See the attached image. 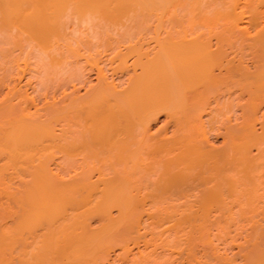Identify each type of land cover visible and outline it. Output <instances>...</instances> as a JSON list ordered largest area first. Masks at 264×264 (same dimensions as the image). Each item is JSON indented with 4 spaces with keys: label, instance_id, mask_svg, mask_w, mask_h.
<instances>
[{
    "label": "bare ground",
    "instance_id": "obj_1",
    "mask_svg": "<svg viewBox=\"0 0 264 264\" xmlns=\"http://www.w3.org/2000/svg\"><path fill=\"white\" fill-rule=\"evenodd\" d=\"M68 7L71 8L72 16L75 17L76 15L79 18L78 22L86 20V18L83 19L86 16L89 23L93 21L94 23L91 22L93 23L92 28L95 30H98L96 26L104 24L103 21H107L106 23L113 22L114 25L118 22L116 27L119 29H116L117 31L123 28L125 23V31L121 30L123 33L118 31L120 34L115 32L116 35L119 34L116 36L118 39L112 35L111 39L108 33L111 30L114 32L116 27L113 24L114 28L108 30V33L103 31L105 35L101 34V30L109 29L106 28L107 24L105 27L103 25L102 28L100 27L101 30H98L100 34L97 31L100 36L93 30V34L89 35L90 37L96 34L94 36L100 38L93 39L101 40L103 38V44L97 41L100 45L102 44L101 49L104 51V54L101 52L100 56L95 54V51H101L99 44L96 47L89 36L90 41L94 44L91 46V42L89 43L93 48V55L89 54L88 51L91 50L86 48L89 47L87 44H83L86 47L81 50L86 51L82 54V51L77 49L79 42L75 47L71 45L72 42L69 44L64 41L63 45L66 44L65 49L63 45V48H60V42H58L60 51L55 52L51 44L60 41L56 40L54 36H59L64 31L61 32V29L64 28L63 22L67 19L66 17H70ZM173 9H178V11L175 10L174 12ZM66 11L68 12L65 14ZM170 11L172 14L167 16L166 14H170ZM65 15L67 16L63 17ZM150 16H155V19L154 17L150 19ZM0 17L1 23L4 21L8 26L15 25L19 27L20 31H17L19 34L17 37L22 36L20 33L26 34V38H23L24 36L20 37V41H25L28 45L29 41L30 43L35 41L37 45L33 44L35 45L33 53L38 48L39 52L45 55L43 48L49 49V46H52L50 47L51 51L45 49L46 52L51 53L48 54L49 57L45 55L44 58L42 54V59L50 58V60H47L51 63L60 64L68 59V56H71L79 67L80 62L78 60L80 59L78 58L82 56L86 65L88 63V67L91 65L97 67V76H95L97 80L95 83L90 84L83 94L79 95L72 84L76 90L73 87L72 89L77 91V94L72 92L73 90L69 93L63 89L64 93L62 91L61 101L59 100L58 103L55 102L57 100L47 103L44 101V105L40 106L39 104V108H35L33 111H30L29 106L35 103L37 95L34 96L33 101V95L29 97L27 91H19L21 88L18 89V86L16 88L14 82L12 83L15 87L10 84L11 88H9L10 86L6 85L9 89L7 88L3 99L0 101L1 187L4 184L2 193L0 190V198H4L0 200V264H99L98 261L103 259L105 261V257L106 261L109 260L107 259L109 252H106L109 248L113 249L116 245H121V249L128 253L130 250L128 251L129 248L127 247L130 245L127 241L131 240L134 243L133 245L136 243L137 246L140 238L141 242L146 243H148L147 241L151 243L150 240L157 241V238L162 239L170 249L167 248L166 252L162 249L163 252L161 251V253L163 254L157 252V254L162 255L160 258H157L160 255L156 257L160 259L157 261L154 258L157 254L150 253L151 251L145 253L144 245L142 246L144 247L143 254L138 253V257H135L137 254L135 255L133 252L134 255H131L133 264H183V261L184 263L187 261L186 264H210V260H214L215 263L213 264H220V262L222 264H232L236 262L234 258L237 254L243 259L241 264H264V240H262V237H264V223H261L259 217L254 219L260 215L257 214L259 212L261 218L264 219V206H262L264 205V201H262V198H264L262 197V194H264L262 193V190H264L262 187L264 186L257 184L261 179V174H264L257 173L259 167L264 168L259 166L260 161L259 163L257 161L264 158V148H262L264 144H261L264 141L261 142V136L253 131L255 130L253 129V121L255 118L258 119V115H256L258 112L256 113V111L260 107L259 103H261L260 101L264 103V93H262L264 92L262 91L264 90V25H261L264 24L262 22L264 21V0H0ZM121 18H123L122 20H128L129 18L131 23L126 25L124 21L120 25ZM94 19L97 20L94 21ZM150 20H153V22L150 23ZM83 23L82 21L81 24ZM108 24L112 26L110 23ZM10 27L6 29L9 30ZM134 27L140 33L137 36H135L138 33L137 29L136 33L132 34V28ZM2 29L0 30V36H2ZM9 31L14 34L11 29ZM124 32H126L127 38L133 35L131 38L135 36L136 38L142 37V39H145V35H148L147 40L154 39L153 41L156 43L154 45L156 46L152 47V52H149V47L143 44L145 41L141 39L143 42L138 41V44L130 42L125 46L123 45V50H120L121 48L118 49V47L122 43L121 41V44L117 43V40L121 39ZM10 33L7 32L5 35L8 36ZM64 34L62 33V36ZM120 35L122 36L120 37ZM9 37L13 38L12 43H16L18 40L12 35H9ZM52 37L53 42L50 43ZM74 38L76 39V37ZM58 39L61 38L58 37ZM79 39L80 41L83 40ZM110 39L117 41V45L114 41L113 45ZM123 39L125 40V38L122 37V42ZM130 39L128 40L132 41ZM212 39L215 41L214 48H212L214 45L211 46ZM3 41H7L6 38H3ZM20 41H18L19 44H21ZM67 41L70 42L71 40L68 39ZM6 44L10 46V41ZM16 44L18 45V43ZM17 45L11 44L10 49H7L9 46H6L5 50H0L1 56H7V59L3 58L8 61V64L11 62L9 65L11 67L7 64L5 68L13 70V61L17 56L15 57L14 52L11 54L14 51L11 48ZM141 45H145L144 49L147 51ZM94 46L96 47L95 50ZM116 46H118L117 49ZM245 48L250 50V54L258 62L257 65L253 63V66H256V68L253 67L254 71H251L249 67L247 69L243 67L241 65L242 61H240L241 58L238 60L235 54L233 58H237V62H234L236 60L233 58L226 57L229 49L242 54ZM61 49H64L66 53L63 50L65 54L61 52ZM108 50H110L109 53ZM248 51L246 50V53ZM128 54L133 57L131 63L129 62L132 73H128L127 78L125 77V83H122L123 85L119 80L120 86H122L117 87L119 85L118 81H115L114 84L106 80L108 78L104 74L103 65L106 64V68L109 63L114 64L111 62L116 61V65L113 66L119 70L122 69L121 73H123L129 67L128 61H126ZM101 56L105 60L101 59ZM252 56L250 57L252 58ZM41 57H37L38 60ZM99 58L106 63L101 62L103 65L101 63L99 65ZM23 59L25 58L23 57ZM67 62L63 64L66 65ZM47 63L42 64L45 67ZM75 63L71 65L73 66ZM73 67L76 69L73 68L70 73H77L76 75L79 74L80 76V73L76 71L78 67ZM136 68H138V71ZM214 68L218 69L216 70L219 71L218 74L214 73L216 72L213 71ZM68 69L70 70L71 67H68ZM107 69L110 70L108 67ZM4 70L6 69L3 68L0 83L5 82L6 79H3V77L6 78V75L13 73L17 70V67L11 73L7 71L8 74ZM125 74L127 75V71ZM68 76L64 78H68ZM11 77L14 79V74ZM79 78L76 79L79 80ZM7 79H10V77ZM68 80L66 79V83L69 82ZM47 82L42 83L48 84ZM241 82L243 85L247 84L250 88V91L247 90L248 92L244 89L247 93L250 92L249 99L246 100L247 106L244 107V111L242 110L245 116V118L243 117L244 122H241L242 127L238 123V129L237 126H224L222 122L218 121L220 125L222 124L226 128L227 138L224 137L226 138V141L224 139L225 146L216 149L217 146H214V148L212 146L214 143L211 145L212 141L209 142L210 139L208 141V136H210L208 133L212 134L213 129L217 130L219 125H216V128L210 122L212 120L215 122L216 119L210 120V118H214L215 114L220 113L221 107H218L220 102H215V100H213L215 103L214 108L211 106L213 102L208 106L209 95L212 97L211 95L215 94L212 92L217 91L218 88L221 90V87H224H219L220 84L227 85L224 89L227 88L225 90L230 92V84L232 91L234 86V88L238 86L235 84ZM63 83L62 86L66 84ZM59 84L61 83L57 85ZM55 88L58 87L54 86L52 90L54 91ZM242 88L244 87L240 89ZM220 90L217 91L219 97L216 93L214 98L215 96L221 98L222 93H219ZM242 90L239 92H244ZM179 91H182L185 100L178 99L180 96ZM186 91L191 94V96H188L190 101L185 96L188 93ZM232 92L234 93V90ZM232 96L230 94V97ZM187 99L189 102H186ZM232 99H229L231 101L228 103H231ZM44 100L48 101L47 99ZM226 100H228V97L224 101L228 105ZM232 105V103L229 104L231 107L228 108L229 111L232 110ZM210 106L213 110L211 113L215 112L214 110L217 108L214 115L211 116L210 114L211 117L208 115L211 109H208ZM257 106L259 107L257 108ZM228 109H225L226 112L221 110V114H226ZM159 112H163L166 119L161 127L158 128L156 125L155 132H151V122ZM206 113L209 117L207 116L208 119L205 118L204 120L202 114L205 117ZM227 114L225 118L230 115ZM235 115L232 116L235 117ZM262 119H264V116H262ZM229 120L231 121V118ZM223 126L218 128V132H222V130L224 132ZM168 130H170L169 134H167ZM240 130L243 135H246V139L243 143L236 145L235 137H238V134L239 136L242 135ZM219 133L218 135H220ZM250 142V145L253 146V143H257L254 146L260 147H258L255 156L249 154L250 147L247 146H250ZM56 152H59L60 155L58 156ZM56 160V165L59 167L55 166V168H60L58 169V171L60 170L59 173L55 168L56 172L53 171L54 169L51 170L49 166L51 162L53 164ZM261 169L259 171L264 172V169ZM258 188L259 191L262 188L261 192L258 191ZM190 194L191 197L193 195V197L199 196L198 198L202 199L201 201L205 200L206 197V199H210L211 196L214 197V203L211 201L212 206L214 208L219 206L220 210L227 203L228 205H230L229 203H235L241 207L244 205L243 211L247 207L251 208L252 211H249L248 218H244L246 215L240 217L241 222L245 221V224H241L244 226L243 230L247 225L248 229L257 234L252 237L249 246H246L248 244L241 246L235 257H233L235 254V252L232 253L233 251H231L232 255L230 256V253H225L226 250L222 252L223 255L222 253L219 254L217 251L219 245L216 247L217 244L214 243L212 238H217L221 234L215 230L223 233L225 230L229 232L235 229L236 224L239 226L241 223L240 221V223H237L239 219L233 218L232 213V216H230V211H233L230 209L234 208L235 210L238 205L235 206L234 204L235 207H231L230 211H227L229 213L227 218L224 216L222 220L221 217L218 218L221 214L213 217L209 216L211 212L208 211V208L206 212L204 210H201L203 212L200 213L193 211V208H198L195 207L197 201L200 202L197 197L194 198V200L197 199L196 205L195 201L193 203L188 201L189 203L183 204L180 202V205L183 206H180V208L178 203L180 200L178 202L176 200L181 197L187 198L188 195V198H190ZM145 198L148 199L146 201L148 205L144 202ZM160 198H167L165 200L170 202L164 201V205L159 204ZM3 200H6V202ZM259 200L261 201L260 207L258 206ZM191 204L195 206L192 207ZM257 206L258 209H256ZM150 207L152 209L155 207V209L149 211ZM112 208L116 209L114 215L112 214L114 210L111 212ZM253 210L255 212L260 210L256 213L257 216ZM237 212L235 211V213ZM252 212L255 216L250 214ZM244 213H247V211ZM92 214L98 216L95 219L99 221V224L95 227L92 225L93 228H90L88 219L91 220L89 217ZM143 216L154 218L151 223L155 224V229L151 231L152 228H150L148 231L150 235L145 237L148 238L147 240L143 237L142 230L139 232V229L143 227ZM215 217L216 219H214ZM146 218L145 221L149 222V218ZM164 222H168L170 226L162 227L161 231V227H159L155 232L156 226H162ZM144 223L143 225H145ZM166 224L164 223L163 226H166ZM148 225L150 226V222L147 224V228ZM146 227L145 229H147ZM230 227L231 230L227 231ZM211 228L216 232L214 233L215 236L211 235ZM165 232L167 233L164 234ZM223 234L226 235L225 232ZM245 234L248 235L246 232ZM113 243L117 244L113 246ZM175 250H178L179 254ZM170 251H174L178 254L177 256L185 253L184 260L180 261L182 258L179 256L177 258L180 259L177 263L172 259L173 252ZM106 253L108 254L106 255ZM118 253L119 256L120 254L123 255V252ZM130 253L132 252L130 251ZM165 253L167 255L163 256ZM124 256L120 257L123 258ZM198 257L200 258L198 259ZM201 257L206 260L202 261ZM127 262H131V260Z\"/></svg>",
    "mask_w": 264,
    "mask_h": 264
},
{
    "label": "rangeland",
    "instance_id": "obj_2",
    "mask_svg": "<svg viewBox=\"0 0 264 264\" xmlns=\"http://www.w3.org/2000/svg\"><path fill=\"white\" fill-rule=\"evenodd\" d=\"M67 10L69 11V14H68V15H69L70 17H66L67 15L63 16V17H66L67 19L64 20V19L62 18L65 22H63V23H64V26H63L64 28L61 29V32H62V30H64V31H65V34H64V31H63V32H62V33L64 34L63 36H62V33H61V35H59V36L56 35L57 37L54 36V38H56V40H60V41H57L56 44H55V43H54V44H51V45H53V48H52V49H54L55 52H56V51H60V50L58 49V47H59L58 42H60V48H63V47H64V49L66 48V47H65L66 44H65V46L63 45V44H64V41H65V43H69V44L72 42V43H73V44H71L72 46L77 45L78 42H79L78 46H79V47H83V48H79V47L75 46V47H77V49H80V50L82 49V50H83V49H85L84 47H86V46H84V45L87 44V45H89L90 48H89V47H86V48L89 49V50H91L92 53H91V51H88V50H87V51L90 52L89 54H92V55H93V52H94V51L92 50L93 48H91V46L95 44L96 47H97L98 44H99V42H97V41H100L101 43L103 42V40H102L103 38L101 39L102 41H101V40H97L98 37L100 36V35H99V34H100V33H99L100 31H98V30H101L100 27H101L102 25L105 27V25L107 24L108 26L106 25V28H109V29H102L101 31H102V32L104 31L105 33H108V32L110 31V29H113V28H114V27H113V25H114L113 22H112V23H111V22H108V23H110V25L113 24L112 26H109V24L106 23L107 21H106V22L103 21L102 23H104V24H99V26H96V27H97L96 29H98V30H95L94 28H92V24H93L94 22H93V21H90V23H89V21H88V19H87V18H88L87 16L83 18V19L86 18V20H81V19H80L81 22H78V19H79V18H78L76 15H75V17L72 16L73 14H71V13H72L71 8L68 7ZM175 10H176V9H175ZM175 10L173 9L174 12H175ZM68 11H66L65 14H66ZM171 11H172V10H171ZM171 11L169 12L170 14H166V15H167V16L171 15V14H172ZM173 11H172V12H173ZM176 11H178V9H177ZM71 16H72V17H71ZM153 17H154V19H155V16H150L149 18H150V19H151V18L153 19ZM0 18H1V17H0ZM71 18H72V21H71ZM74 18H76V19L74 20ZM122 19H123V18H121V22H120V20H119L120 25L123 24L124 21L126 22V25H128V23H129V24L131 23V21L129 20V18H128V20H125L126 17H125L124 20H122ZM2 20H4V19H2ZM2 20H1V21H2ZM68 20H69V21H68ZM89 20H91V19H89ZM95 20H97V19H94V21H95ZM82 21L84 22L83 24H81ZM122 21H123V22H122ZM127 21H128V22H127ZM151 21L153 22V20H150V23H152ZM72 22H73V23H72ZM75 22H76L77 24H76ZM91 22H93V23H91ZM100 22H101V21H100ZM148 22H149V21H148ZM262 22H264V21H262ZM262 22L260 21V24H261ZM74 23H75V25L73 26ZM79 23H80V24H79ZM1 24H3V25H1ZM4 24H5L4 21H3V23L0 22V25H1V26H0V27H1L0 30H1L3 27L6 29V28H9V27L11 26L10 29H11L12 33H14V34H11V33H10V31H9L10 29H9V30H8V29H6V30H5V29H4V30L2 29V36H3V37L0 36V37H1V38H0V39H1V40H0V50H5V49L9 46V44H8V46H7V44H6V43H9V41H10V46H9V48H7V49H10L11 44H13V45H17L16 43H18L19 46L17 45V46H13V47L11 48V50H12V49L14 50V51L11 52V54L14 52L13 54L15 55V57L17 56L16 59L13 61V62H14L13 65H14V66L12 65V66H13V67H12L13 70H15L16 67H17V70H15V71H13V70H11V69H8V68H5V65L8 64V61H6L7 56H6V55H4V56H1V55H0V72H1V73H0V74H1L0 77H1L2 74H3V73H2V72H3V68L6 69V70H4L5 73H6L7 71H10V73H11V71H13V73L9 74L10 76H9V75H6V78L3 77V79H6L7 81L4 80L5 82L2 81V83H0V84H2V85H1L2 88H1V91H0V94H1V95H0V101H1V100L3 99V97H4V92L7 91V88H8V87H6V85H7V86H10V84H11V85H14V84H15V85H16V88H17V86H18V89L21 88L19 91H21V90H23L22 92H26V91H27L29 97H32V95H33V97H32V98H33V101H34V99H35L34 96H35V95L38 96V97L36 96L37 99H35V103L32 104V103H33V102H32V103H31L32 105L29 106L30 109H31V110H30V109H29V110H30V111H33L35 108H39V107H38L39 104H40V106H42V104H43L44 101H45V103H47V102H49V101L54 102L55 100H57V101H55V102H57V103H58L59 100L61 101L62 94L64 93L63 89H65V92H69V93H71L70 91H72L73 89L76 88L78 92L75 91L76 89L73 90L72 92H75V93L77 92V93L80 95V94H83V93L88 89V87L90 86V84L95 83V81L97 80V77H95V76H97V73H96V72H97V67H96L95 65H94V67H92L93 65L90 66V64H89L90 67H88V63H87V65H86V63L84 62V61H85V60H84V57H82V56L80 57V56H79L78 59H80V60L77 59V60L80 62V64H79V62H78V64L80 65L79 67L77 66V63H75V61H73L74 58H71V56H68V57H67L68 59H66V60L64 61V62H67V61H68L67 63H68L69 65H68L67 63H66V65H64V64H65L64 62H62V63H60V64H56V63L53 64V63H51V62L49 61L50 58L42 59L43 56L41 57V55H42L43 53L41 54V53L39 52L40 50H38V48L35 49V53H33V51H34V46H35V45H33V44H36L35 41H33V42L31 41L32 45H31V43H30V41H29L28 43H29L30 46L27 44V42L25 43V41H22V40L20 41V39H21L23 36H24L23 38H26V34H21V33H20V35H22V36H20L21 38H20V37H17V35H19L17 31H20L19 27L15 26V25H14V26H12V25L8 26V25H6V24L4 25ZM66 25H67V26H66ZM79 25H80V26H79ZM90 25H91V26H90ZM117 25H118V22H117V24L115 23L114 26L116 27ZM124 25H125V23H124ZM124 25H123V28L120 27L121 29L118 30L119 32H120L121 30H124V31H125V26H124ZM261 25H264V24H261ZM7 26H8V27H7ZM65 26L67 27V29H66ZM104 27H103V28H104ZM17 28H18V30H17ZM74 28H75V29H74ZM76 28H77V29H76ZM91 28H92V29H91ZM101 28H102V27H101ZM13 29H14V30H13ZM68 29H69V30H68ZM78 29H79V30H78ZM90 29H91V30H90ZM116 29H119V28L116 27V28H114V32H113V30H111V32L108 33V35L110 36L111 39H112L111 35L116 37V36H118V35L120 34ZM132 29H133V30H132L133 32H134V29H135V32H134V33L132 32V34L134 35V34L136 33V29H137V28L134 27V28H132ZM143 29H144V28H143ZM7 30H8V31H7ZM72 30H73V31H72ZM93 30L96 31V32H95L96 34L99 33V34H98V35H99L98 37H97V36H94V35H96V34L92 35L93 37H92V36H91V37L89 36V35L93 34V33H92ZM108 30H109V31H108ZM140 30H141V29H140ZM145 30H146V29H145ZM4 31L9 32V33H10L9 35H10V36L12 35L15 39L18 38L17 42H16V43H12L11 40H12L13 38L9 37V35L6 36L5 34H6L7 32H6V33H3ZM90 31H91V32H90ZM97 31H98V33H97ZM107 31H108V32H107ZM138 31H139V30L137 29V32H138ZM143 31H144V30H143ZM68 32H69V36H70V37L68 36ZM71 32H72V33H71ZM102 32H101V34L103 35L104 32H103V33H102ZM112 32H113V33H112ZM115 32H116V33H119V34L116 35ZM121 32H122V31H121ZM23 33H24V32H23ZM78 33H79V34H78ZM114 33H115V34H114ZM122 33H123V32H122ZM122 33H121V34H122ZM141 33H143V32L141 31ZM73 34H75V36H73ZM125 34H126V32H124L123 36L120 35V37L122 36V37L125 38V40L123 39V42H122V40H121L122 37H121V39L117 40L118 42L116 41L117 43H120V41H121V43H122V44L120 43L121 45L119 44V45H120L119 47L116 46V47H115L116 49H117V47H118V49L121 48L120 50H123L124 46L127 45L128 43H130V42H131V43H132V42L135 43V42H136V44H138L137 42H138V41L141 42L142 40L145 41V43H143V44H145L147 47H149V49L147 48L149 52H152V47L156 46V45H154V44H156V43L153 41L154 39H153V40H152V39H151V40L148 39V40H150V41L147 40V38H149V37H147L148 35H145V39H144V38L142 39V37H141V38L138 37V38H139V39H138V38H136L135 36H137L138 34H140L139 32H138L137 34H135V36H134L133 38H131V36H133V35H130V36H128V38H127V34H126V35H125ZM143 34H144V33H143ZM0 35H1V31H0ZM14 35H15V36H14ZM81 35H82V37H81ZM102 35H101V36H102ZM104 35H105V34H104ZM124 35H125L126 37H125ZM60 36H61V37H60ZM88 36H89L90 38H92L91 41H93L94 44H92V42L90 41V38H89ZM8 37H9V38H8ZM58 37L61 38V39L63 40V43H62V44H61V41H62V40H61V39H58ZM64 37H65V38H64ZM67 37H69L68 39L71 40L70 42L67 41V40H68V39H66ZM74 37H76V39H75ZM115 37H113V38H115ZM146 37H147V38H146ZM3 38H6V40H7V41H5L6 43L3 41ZM10 38H11V39H10ZM70 38H71V39H70ZM79 38H81V40H82V39H83V40L80 41ZM93 38H97V39H93ZM99 38H100V37H99ZM130 38H131V39H130ZM8 39H10V40H8ZM28 39H29V38H28ZM77 39H78L79 41H78ZM86 39H87V41H86ZM88 39H89V40H88ZM111 39H110V40H111ZM116 39H118V37H116ZM128 39H130V40H132V41H129ZM136 39H137V41H136ZM141 39H142V40H141ZM4 40H5V39H4ZM23 40H25V39H23ZM52 40H53V37L51 38L50 43L53 42ZM54 40H55V39H54ZM56 40H55V42H56ZM75 40H76V41H75ZM94 40H95V41H94ZM127 40H128V41H127ZM18 41H20L21 44H19ZM73 41H74V42H73ZM84 41H85L86 43H85ZM88 41H89V42H88ZM113 41L115 42V40H113ZM113 41L111 40V42H112L113 45H114V42H113ZM124 41H125V42H124ZM143 41H142V42H143ZM3 42H4V45H3ZM22 42H23L24 44H23ZM83 42H84V43H83ZM87 42H88V43H87ZM90 42H91V43H90ZM116 42H115V44H116ZM126 42H127V43H126ZM146 42H147L148 45L146 44ZM152 42H153V43H152ZM214 42H215L214 39H212V40H211V46L214 45L212 48L215 47V43H214ZM50 43H49V44H50ZM89 43L91 44V46H90ZM212 43H214V44H212ZM1 44H2V46H1ZM22 44H23V45H22ZM83 44H84V45H83ZM102 44H103V43H102ZM102 44H101V45H102ZM143 44H142V45H143ZM36 45H37V44H36ZM54 45H55V47H54ZM62 45H63V47H62ZM81 45H82V46H81ZM101 45L99 44L100 49L102 48ZM116 45H117V44H116ZM123 45H124V46H123ZM142 45H141V46H142ZM145 45H144V46H145ZM149 45H151V46H149ZM6 46H7V47H6ZM28 46H29V48H28ZM31 46H32V47H31ZM67 46H68V44H67ZM121 46H123V47H121ZM144 46H142L143 49H144ZM2 47H3V48H2ZM4 47H5V48H4ZM18 47H19V50H18ZM20 47H21V48H20ZM37 47H38V46H37ZM50 47H52V46H49V49H48V48H43L44 51L42 50V51L45 53V55H47L46 57H49L48 54L50 53L49 51H51V50H50V49H51ZM94 47H95V46H94ZM96 47L94 48V50L96 49ZM150 47H151V49H150ZM40 48H42V47H40ZM145 48H146V47H145ZM31 49H32V50H31ZM45 49H46V50H49V51L46 52ZM55 49H56V50H55ZM64 49H61V52H63V51L65 52ZM116 49H115V50H116ZM30 50H31L32 53L29 52ZM36 50H38V51H36ZM62 50H63V51H62ZM82 50H81V51H82ZM97 50H98V49H97ZM144 50L147 51L146 49H144ZM150 50H151V51H150ZM246 50L248 51L249 49L245 48V49H244V52H243L242 54H239V53H237L236 51H233V50L230 51V49H229V53L226 54V57H228V58H233V57L236 56V57H238V60H239V58H241V60H240V61H242V62H241V65H242L243 67H245L246 69L249 67V69H250L251 71H254L255 69H254L253 67L256 68V66H253V65H254L253 63H255V65H257L256 63H258V62L255 61L256 59L253 58L252 54H250V50L247 52L248 54L246 53ZM9 51H10V50H9ZM52 51H53V50H52ZM54 51H53V52H54ZM85 51H86V50H85ZM85 51H82L81 53L83 54V52H85ZM20 52H21V53H20ZM55 52H54V53H55ZM64 52H63V53H64ZM97 52H99V53H97ZM101 52H103V54H104V51H103L102 49H101V51H99V50H98V51H95V54H97V55L100 56V55H101ZM109 52H110V50H108V53H109ZM232 52H233V53H232ZM54 53H53V54H54ZM57 53H58V52H57ZM65 53H66V52H65ZM65 53H64V54H65ZM112 53H113V52H112ZM112 53H111V54H112ZM0 54H1V53H0ZM3 54H5V53H3ZM24 54H25V55H24ZM26 54H27V55H26ZM36 54H37L38 56H35ZM50 54H51V53H50ZM55 54H56V53H55ZM84 54H85V53H84ZM103 54H102V56H104ZM229 54H230V55H233V56L231 57ZM234 54H235V56H234ZM236 54H237V55H236ZM249 54H250V55H249ZM14 55H13V56H14ZM23 55H24V56H23ZM43 55H44V54H43ZM45 55H44V58H45ZM86 55H88V54H86ZM97 55H95V56L97 57ZM228 55H229V56H228ZM239 55H240V57H239ZM243 55H244V56H243ZM248 55H249V56H248ZM5 56H6V57H5ZM102 56H101V57H102ZM127 56H128V57H126V59H127L126 61H128V64H129V65H128L129 67H128L127 69H125V70L127 71V75L125 74L126 71L123 72V73H121V72H122V69L119 70L118 68H116L115 66H113V65H116V64H115L116 61H115V62L112 61L111 63H114V64H110V63H109V65H107L106 68H105V65H106V64H105V65H103V64L106 63V62H105V61H101V59H104V58H103V57H102V58L100 57L101 59L99 58V59H100V60H99V61H100V62H99V65L102 64L101 62H103L102 65L104 66V74H105V76L108 78V79H106L107 81H111V82H113V83H114L115 81H118V83H119V80H120V83H121V84H122V83H125L124 81L126 80V78H127V76H128V73H129V72H130V74L132 73V69H131V67H130V63H131V60H132L133 57H132L131 54H130V55L128 54ZM246 56H247V57H246ZM250 56H252V58H251ZM3 57L6 58V59H4ZM19 57H20V58H19ZM23 57L26 59V61H25V59H23ZM30 57H31V59H30ZM32 57H34V58H32ZM37 57H38V58L41 57V58L39 59L40 61L38 60ZM104 57H105V56H104ZM1 58H2V59H1ZM69 58H71V59H69ZM246 58H247V59H246ZM35 59H37V60H35ZM41 59H42L43 61H42ZM47 59H49V60H47ZM128 59H129V60H128ZM233 59H234V58H233ZM236 59H237V58H236ZM236 59H234V60H236ZM251 59H253V60H251ZM254 59H255V60H254ZM17 60H18V61H17ZM69 60H70V61H69ZM104 60H105V59H104ZM32 61H33L34 63H33ZM38 61L40 62L39 64H38ZM71 61H72V62H71ZM82 61H83V62H82ZM251 61H252V62H251ZM253 61H255V62H253ZM2 62H3V63H2ZM23 62H24V63H23ZM26 62H27V63H26ZM47 62H48V63H47ZM109 62H110V61H109ZM129 62H130V63H129ZM234 62H237V60L234 61ZM243 62H244L245 64H244ZM42 63H44V64L47 63V64H46L45 67H44V66H43L44 64H42ZM63 63H64V64H63ZM73 63H75L73 66H76V67L80 68V69L77 68L76 71H77L78 73H80V76H79V74H78V76H79L81 79H83L84 81L81 80V79L76 75L77 73H76V74L70 73L71 70L73 71V68L76 69L75 67H73V66L71 65V64H73ZM100 63H101V64H100ZM107 63H108V61H107ZM2 64L4 65V67H3ZM10 64H11V62H10ZM10 64H8V66H9ZM52 64H53V67H52ZM61 64H62V65H61ZM81 64H82V65H81ZM16 65H17V66H16ZM18 65H19V67H18ZM55 65H56V66H55ZM83 65H84V66H83ZM58 66H59V67H58ZM109 66H110V67H109ZM6 67H7V66H6ZM9 67H11V66H9ZM49 67H50V68H49ZM55 67H58V68H55ZM63 67H65L66 69H68V67H71V69H70V70H69V69L66 70V69L63 68ZM84 67H87V68H84ZM107 67L110 68V70L107 69ZM112 67H114V68L112 69ZM82 68H84V69H82ZM115 68H116V70H114ZM251 68H252V69H251ZM60 69H61V70H60ZM62 69H63V70H62ZM89 69H90V70H89ZM95 69H96V70H95ZM128 69H129V70H128ZM136 69H137V71H138V68H136ZM249 69H248V70H249ZM81 70H84V71H81ZM92 70H93V71H92ZM113 70L115 71V73H114ZM118 70H119L120 72H119ZM130 70H131V71H130ZM214 70L216 71V70H218V69L214 68L213 71H214ZM222 70H223V69H222ZM250 70H249V71H250ZM58 71H59V72H58ZM68 71H69V72H68ZM80 71H81V72H80ZM106 71H107V75H106ZM116 71H117V72H116ZM123 71H124V70H123ZM15 72H16V73H15ZM41 72H42V74H41ZM83 72H84V73H83ZM118 72H119V73H118ZM218 72H219V71H218ZM218 72L216 71V72H214V73H217V74H218ZM8 73H9V72H8ZM8 73H6V74H8ZM17 73H18V74H17ZM44 73H45V74L47 73V74L45 75ZM69 73H70V74H69ZM74 73H75V72H74ZM12 74H14V76H15L14 79L11 77ZM15 74H16V75H15ZM40 74H41V75H40ZM43 74H44V77L46 76L45 78H47L46 81H44L45 78L42 76ZM68 74H69V76H68ZM72 74H73V75H72ZM81 74H83V75H81ZM85 74H86V75H85ZM111 74H112V75H111ZM121 74H122V75H121ZM52 75H53V76L55 75V76L53 77ZM71 75H72L73 77H72ZM74 75H76V76L74 77ZM124 75H126V76H124ZM3 76H4V75H3ZM7 76H9L10 79H7V78H9V77H7ZM51 76H52L53 78H52ZM62 76H63V78L66 77V76H68V78H64V80H62V79H63ZM86 76H87V77H86ZM89 76H90V77H89ZM118 76H119V77H118ZM42 77H43V78H42ZM48 77H49V79H48ZM56 77H57V78H56ZM58 77H59V78H58ZM123 77H124V78H123ZM125 77H126V78H125ZM55 78H56V79H55ZM73 78H75V79H76V78H79V80H78V79H76V80L74 79V80H73ZM120 78H122V79H120ZM11 79H12V80H11ZM16 79H17V80H16ZM42 79H43V80H42ZM52 79H54V80H52ZM66 79H69V80H68V81H69L68 83H66ZM115 79H116V80H115ZM123 79H124V80H123ZM9 80H10V81H9ZM13 80H14V81H13ZM39 80H40V82H39ZM47 81H49V82H47ZM50 81H52V83H50ZM70 81H71V83H70ZM90 81H91V82H90ZM7 82H8L9 85L7 84ZM10 82H11V83H10ZM12 82H14V84H13ZM16 82H17V84H16ZM24 82H26V83L24 84ZM38 82H39V83H38ZM42 82H47L49 85H48V84H45V83H42ZM63 82L66 83L67 85L65 84L64 86H62V83H63ZM79 82H80V83H79ZM84 82H85V83H84ZM3 83H4V84H3ZM21 83H22V84H21ZM55 83H56V84H55ZM58 83H61V84L57 85ZM64 83H63V84H64ZM116 83H117V82H116ZM118 83H117V84H118ZM120 83H119V85L116 84L117 87L120 86ZM27 84H28V85H27ZM41 84H43L44 86H42ZM50 84H51V86H50ZM72 84H73V86H74L75 88L72 86ZM114 84H115V83H114ZM244 84H245V83H244ZM3 85H5V86H3ZM15 85H14V87H15ZM21 85H22V86H21ZM122 85H123V84H122ZM122 85H121V86H122ZM235 85H236V86L238 85L236 88H234L235 86L233 85V86H234V87H233V90H234V93H235V94L232 92L233 90L231 91V89H232L231 84L229 85L231 88H230V89L228 88V89L230 90V92H229L228 90H227V91L225 90V89H227V88L224 89V87H227V85L225 86L224 84H220L219 87L224 86V87H221V90H220V88H218V90H220L219 93H220V94L222 93L223 96L221 95V96H220L221 98H217V97L215 96V98H214V95H215L216 93H217L216 95L219 97L218 92H217L218 90L215 91V92H212L213 94L215 93L214 95H211V96L213 97V99H211L212 97H210V95H209V98H210V99L208 98V101H209V102H208V103H209L208 106L211 104V102H213V100H215V102H218V103L220 102V103H219V106H218V104H217V106H218L219 108H220V107H221V108H220V113H217V115H216V114L214 115V113L217 111V108H216V110H214L215 112L211 113V112L213 111L212 108H211V106H212L213 108H214V106H215V105H214L215 103L213 102L212 105L208 108V109L211 108V109H210V112H209L208 115H209V116H210V114H211V116L214 115V118L212 117V118H210V120H211V119H216L217 121L215 120V122H217V123H218V121H220V123L222 122L224 126H225V125H232V127L237 126V128L239 129V126L242 127L241 125H242V123L244 122V118H245V116H244V114H243V113H244L243 111H244V107L247 106L246 104H247V101H248V99H249V93H250V92L247 93V92H248L247 90L250 91V88L247 86V84L243 85L242 82H241V83H237V84H235ZM25 86H26V88H25ZM54 86H55V87L57 86L59 89H58V88H57V89L55 88L54 91H53L52 89H53ZM121 86H120V87H121ZM239 86H240V88H241V87H244V88H242V89H243V90L245 89L247 92L244 90V92L240 93V92H241L240 90H242V89H240ZM12 87H13V86H12ZM42 87H43V88H42ZM61 87H62V88H61ZM72 87H73V89H72ZM9 88H11V86H10ZM9 88H8V89H9ZM37 89H38V90H37ZM223 89H224V90H223ZM238 89H240V90H238ZM60 90H61V91H60ZM243 90H242V91H243ZM2 91H3V92H2ZM62 91H63V93H62ZM239 91H240V92H239ZM262 91H264V90H262ZM42 92H43L44 94H43ZM81 92H82V93H81ZM179 92H180V91H179ZM186 92H188V93H186V95H185L186 98H188V96H191V94H189V93H190L189 91H186ZM238 92H239V95H238V96H240L239 98H238V96H237ZM27 93H26V94H27ZM61 93H62V94H61ZM77 93H76V94H77ZM262 93H264V92H262ZM30 94H31V95H30ZM38 94H39V95H38ZM60 94H61V95H60ZM178 94L180 95L179 98H178ZM178 94H177V98H178V99H180V98L183 99L182 91H181L180 93H178ZM181 94H182V95H181ZM210 94H211V93H210ZM230 94H231V96H232V95H233V96L235 95L234 98H233V96L230 97ZM43 96H45L46 98L43 97ZM57 96H58V98H57ZM236 96H237V98L235 99ZM1 97H2V98H1ZM60 97H61V98H60ZM222 97H223V99H224V97H225V99H227V97H228V100H226L227 103L231 101V100H229V99H232V98H233L231 103L233 104V105H232V110H234V111H232V110L229 111V109L231 108V107L229 106V104L231 105V103H228V105H226V102H224L225 99H224V101H223ZM59 98H60V99H59ZM44 99H47L48 101H46V100H44ZM49 99H50V100H49ZM182 99H181V101H182ZM188 99H189V98H188ZM188 99L186 100V102L188 101ZM216 99H217V101H216ZM234 99H235V100H234ZM15 100H16V99H15ZM53 100H54V101H53ZM183 100H185V98H184ZM236 100H237V102H236ZM246 100H247V101H246ZM189 101H190V99H189ZM189 101H188V102H189ZM241 101H242V102H241ZM51 102H50V103H51ZM233 102H234L235 104H234ZM239 102H240L241 104H240ZM260 102L262 103V101H260ZM59 103H60V102H59ZM243 103H244L245 105H244ZM261 103H259L260 107L257 106V108H258V107H259V108L257 109L258 111H256V113H257V112L259 113V114L257 113L256 115H258L257 117H258V119H259V117H260V119H259V120H258L257 118L254 119V121H253V129H255V130H253V131H256V133H257L258 135L261 136V139H260V140H261V142H262V141H264V136H262V135H264V126H262V124H264V123H262V122H264V119H262V116H264V115H262V114H264V103H262V104H261ZM36 104H37V107H36ZM43 105H44V104H43ZM225 105H226V108L224 107ZM235 105H236V106H235ZM239 105H240V106H239ZM227 106H228V107H227ZM241 106H242V107H241ZM223 107H224V108H223ZM239 107H240V108H239ZM228 108H229V109H228ZM241 108H242V109H241ZM225 109H228V110H227V113H228V112H229V113H228V114L226 113V114H227V115L230 114L231 117H230V115H229V116H227V117L225 118L226 114H224V113H222L223 115L221 114V110L225 111ZM218 110H219V109H218ZM242 110H243V111H242ZM225 112H226V111H225ZM260 112H261V113H260ZM235 113H236V115H235ZM241 113H242V114H241ZM203 114H205V113H203ZM203 114H202V116H203V118H204V120H205V118H207L208 115H207V113H206V115H205V117H204ZM233 114L235 115V117L232 116ZM164 116H165V115H164L163 112H162V113L159 112V114H157V117H156L154 120H152L151 125H150V129H152L151 132H152V131L155 132V130L157 129V127H158V128L161 127V125L164 123V121H165V119H166V118H165L166 116H165V117H164ZM209 116H208V117H209ZM211 116H210V117H211ZM221 116L224 117L223 120H222V117H221ZM236 116H237V117H236ZM243 117H244V118H243ZM219 118H220V120H219ZM227 118H229V119L231 118V121H230L229 119H227ZM235 118H236V119H235ZM207 119H208V118H207ZM238 119H240V120H238ZM242 120H243V121H242ZM153 121H154V122H153ZM208 121H209V120H208ZM229 121H230V122H229ZM255 121H256V122H255ZM210 122H212L213 127H216V125H217V126L219 125L218 128L221 127V126H223L222 124L220 125L219 123L217 124V123L213 122V120L210 121ZM224 122H225V123H224ZM227 122H228V123H227ZM232 122H234V123H232ZM241 122H242V123H241ZM213 123H214V124H213ZM236 123H237V124H236ZM238 123L240 124L239 126H238ZM156 125H157V127H156ZM159 125H160V126H159ZM233 125H234V126H233ZM154 126H155V127H154ZM224 126H223L222 129H224V132H225L226 128H225ZM56 127L58 128V126H56ZM57 128H56V129H57ZM216 128H217V127H216ZM218 128H217V130H216V129H213V130H212L214 133H213V132H211L212 134H209V133H208V135H210V136H208V141H209V139H210L209 142L212 141V143H210V144L212 145V144L214 143L212 146H213V147H214V146H217L216 149H218V147H219V148H223V147L225 146V145H224V142L226 141V138H227V134H226V132L224 133L223 130H222V132L219 131V132H220V133H219V132H218V130H219ZM169 129H170V128H169ZM220 129H221V128H220ZM241 130H242V129H241ZM241 130H240V131H241ZM210 131H211V130H210ZM216 131H217L220 135H218V133H217ZM207 132H209V131H207ZM237 132H238V131H237ZM169 133H170V130L167 131V134H169ZM216 133H217L218 136L216 135ZM222 133H223V134H222ZM238 133H240V132H238ZM241 133H242V135L239 136V134H238V137H242V138L235 137V140L237 141V142L235 141L236 145H238V143H239V144L243 143V141H245L244 139H246V135H243V132H242V131H241ZM256 133H255V134H256ZM223 135H224V136H223ZM209 137H210V138H209ZM224 137H226V138H224ZM236 138H238V139H236ZM224 139H225V141H224ZM240 139H241V140H240ZM241 141H242V142H241ZM209 142H208V143H209ZM222 144H223V145H222ZM250 144H251V142L249 143V145H250ZM253 144L256 145L257 143H253ZM261 144H264V143H261ZM220 145H221V147H220ZM254 145H253V146H252V145L247 146V147H250V150H249V148H248V150H249V152H250L249 154H251L252 156L257 155V151H258V147H259V146H258V147H255ZM258 145H260V144H258ZM251 146H252V147H251ZM214 148H215V147H214ZM259 148H260V147H259ZM262 148H264V146H262ZM251 152H252V153H251ZM56 153H57V152H56ZM56 153H55V155L57 156V154H58L59 152H58L57 154H56ZM59 155H60V154H58V156H59ZM259 159H261V158H259ZM262 159H264V158H262ZM262 159H261V160H257V161H258V163H259V161H260V163L258 164L259 166L264 167V165H262V164H264V163H262V161H264V160H262ZM58 161H59V159H58ZM56 163H57V160H56L55 163L53 162V164H52V162L50 163L49 166L51 167V170H53V169L55 168V166H56V167L58 166V165H56ZM54 164H55V165H54ZM51 165H52V166H51ZM53 165H54V166H53ZM58 167H59V166H58ZM55 169H56V168H55ZM55 169L53 170L54 172H56V170H57V173L60 172V170L58 171V169H60V168H57L56 170H55ZM259 169H261V168H260V167L258 168L257 173H258V172H260V173H264V172L259 171ZM262 169H264V168H262ZM262 169H261V170H262ZM260 173H259V174H260ZM256 175H257V174H256ZM261 175H262V176H260L261 179H259V181H258L259 183H258L257 181H256V182H257V184H261L262 186H264V174H261ZM257 176H258V175H257ZM256 178H257V177H256ZM254 179H255V178H254ZM257 184H256V185H257ZM261 185H260V187H261ZM3 186H4V184H3L2 187H1V183H0V190H1V193H2V190H3V188H4ZM262 188H264V187H262ZM262 188H260V191H259V188H258V191L261 192V189H262ZM193 192H194V190H193ZM190 193H192V192H190ZM262 193H264V190H262ZM192 195H193V194H192ZM193 196H194V195H193ZM193 196H192V197H193ZM188 197H189V195L187 196V198H186V197H181V198H179V199L176 200L177 202H178V200H180V201L178 202V203H179V207H180V206L183 207L182 205H180V202H181V204H183V203H186V202H188V201H190V202H192V203H193V201H195L194 203H195V205H196V200H197V199L194 200V198L197 197V196L193 197L192 200H190V199L192 198V197H191V194H190V198H188ZM198 197H199V196H198ZM198 197H197V198H198ZM262 197H264V194H262ZM262 197H261V198H262ZM146 198H148V197H146ZM146 198H145V199H146ZM182 198H183V200H182ZM184 198L187 199V200H185ZM206 198H207V197H206ZM206 198H204L205 200H203V201H201L202 199L200 200V199L198 198V199L200 200V202L197 201V206H195L194 204H191L192 207H194V206H195V207H198V208H195V209H197V210H195V209L193 208V211H197L198 213H200V212H203V211H201V210H204V212H206V211H207V208H208V211L211 212V214L209 213V214H210L209 216H212V217H213V216H216V215L221 214L220 216H218V218L221 217L222 220H223V217L226 216L225 218H227V214H229L228 212H229L230 210H233L234 213H233V211H232V212L230 211V216H232V215H231V213H232V214L234 215L233 218L236 217V219H239V220L237 221V223H238V222L240 221V219H241L242 217H244L245 215H246L247 217L245 216L244 218H248V217H249V216H248L249 211H250V212L252 211L251 208H249V207L246 208V206H245L246 209H244V210L247 211V213H244V212H245V211H243V208H244L243 206H244V205H242V207H241V206H239L238 204H235V203H233V204H232V203H229L230 205H228V203H227L228 206L225 204V206H224V208H223L224 210H223V209L220 210L221 208H219V206H218V207H215V208L212 206V204H213L214 201H215V200H214V199H215L214 197L211 196L210 199H209V198L206 199ZM212 198H213V199H212ZM1 199H4V198L1 197L0 200H1ZM160 199H161V198H160ZM162 199H163V198H162ZM162 199H161V200H162ZM165 199H167V198H165ZM165 199H163V201L160 200V203H159V204H163V205H164L165 202H170V201H166ZM208 200H209V201H208ZM230 200H231V199H230ZM3 201L6 202V200H3ZM3 201H2V203H3ZM146 201H148V199H146V200L144 201L145 204L148 205V202H146ZM164 201H165V202H164ZM183 201H185V202H183ZM211 201H212L213 203H212ZM262 201H264V198H262ZM162 202H164V203H162ZM173 202H174V201H173ZM201 202H203V203H201ZM233 202H235V201H233ZM260 202H261V201L259 200V203H258V206H259V207H260ZM188 203H189V202H188ZM199 203H200V204H199ZM204 203H205V204H204ZM236 203H237V202H236ZM3 204H5V203H3ZM166 204H167V203H166ZM198 204H199V205H198ZM234 204H235V206H237V205H238V206L235 207ZM261 204H262V203H261ZM147 205H146V207H147ZM149 205H150V204H149ZM200 205H201V206H200ZM203 205H204V207H203ZM231 205H232V206H231ZM209 206H211V207H209ZM226 206H227V207H226ZM229 206H230V207H229ZM258 206L256 207V209H258ZM262 206H264V205H262ZM181 207H180V208H181ZM201 207H202L203 209H202ZM228 207H229V208H228ZM231 207H235L236 209L234 210V208L232 209ZM240 207H241V209H240ZM205 208H206V209H205ZM230 208H231V209H230ZM238 208H239V209H238ZM248 208H249V209H248ZM150 209H151V210H154L155 207H153V209L150 207V208H149V211H151ZM198 209H199V211H198ZM229 209H230V210H229ZM113 210H114V211H113ZM115 210H116L115 208H112V209H111V212L113 211L112 214H113V213L116 214V213H115ZM217 210H219L220 212L217 211ZM239 210H240V211H239ZM224 211H226V212H224ZM227 211H228V212H227ZM235 211H238V212H239V213L237 212L238 215H237V213H235ZM258 211H260V210H256V212H255V210H253L254 214H256ZM218 212H219V213H218ZM221 212H224V213H221ZM241 212H242V213H241ZM253 212L250 213V214L254 215ZM212 213H213V214H212ZM114 214H113V215H114ZM223 214H224V215H223ZM241 214H243V215H241ZM257 214H260V215L257 216ZM257 214H256L257 217H255L254 219H257V218L259 217L258 219H261V221H262V222H261V221H260V222H261V223H264V219L261 218V213L259 212V213H257ZM144 215H145V214H144ZM254 216H255V215H254ZM254 216H252V217H254ZM93 217H94V219L92 220ZM95 217L97 218L98 216H96V214H95V215L92 214V216L89 217L91 220L88 219V222L90 221V222L92 223V224H91V223L89 222V226H90V228H93V227H91L92 225L95 227V225L99 224V221H98L97 219H95ZM143 217H144V218H143V220H144L143 223H144V222H146V221H145L146 216H143ZM147 217L149 218V222H150V226H151V227L148 225V226H149V227H148L149 229H148L146 226H147V224H148L149 222H146V223H144L145 225H143V223H142V226H143L144 228L141 227V228L139 229V230H140L139 232H141V230H142V233H143V237H144V238L146 237V235H150V233L148 232V231L150 230V228H152L151 231L155 229V227H154L155 224L153 225V224L151 223V221H152L154 218H150L149 216H147ZM238 217H239V218H238ZM240 217H241V218H240ZM148 218H146V219H148ZM221 218H220V219H221ZM250 218H251V217H250ZM214 219H216V217H215ZM236 219H235V220H236ZM96 220H97V221H96ZM235 220H234V221H235ZM258 221H259V220H258ZM97 222H98V223H97ZM171 222H172V221H171ZM235 222H236V221H235ZM240 222H241V221H240ZM240 222H239V223H240ZM243 222H244V223H243ZM243 222H241V223L239 224V226H238L237 224H236L235 227L233 226L236 230L233 229V228H232L233 230H231V227H232V226L230 227V229H227V231H228V230H231V231L226 232V230H225L224 232L226 233V235L223 234L224 232H223V233H222L221 231L218 232L217 230H215L216 228L213 227V228H215L214 230H215L217 233H220V234H221V235H218V237H217V238H219L220 240L217 239L216 237H213V238H212V240L214 241V243L217 244L216 247L219 245V247H217V249H218L217 251H218L219 254L226 250L225 253H226V254L230 253L229 256L232 255V253L234 254V252H235V254L233 255V257H235V255L239 252L238 250H240L241 246H244V245H246V244H248V245H246V246H249V243H250L252 237H253L254 235H257V234L254 233V232H252L251 229H248V226H247V225H245V229L243 230V227H244V226H242L241 224H245V221H243ZM164 223H167L166 226H163ZM164 223L162 224V226H156L157 228H156L155 232H157V229H158L159 227H161V228H160V231L162 230V227H167L168 222H164ZM169 223H170V222H169ZM90 224H91V225H90ZM246 224H247V222H246ZM233 225H235V224L233 223ZM240 225H241V226H240ZM168 226H170V225H168ZM237 226H238V229L236 228ZM246 226H247V227H246ZM145 227H146L148 230L145 229ZM239 227H240V228H239ZM246 228H247V229H246ZM163 229H164V228H163ZM239 229H240V230H239ZM143 230H144V231H143ZM145 230H147V231H145ZM246 230H247V231H246ZM244 231H245L248 235H246ZM155 232L153 231V233H155ZM211 232H212L211 235H212V234L214 235V233H216V232L213 231L212 228H211ZM232 232H233V234H232ZM242 232H243V233H242ZM166 233H167V232H165L164 234H166ZM236 233H237V234H236ZM239 233H240V234H239ZM234 234H235V235H234ZM229 235H230V237H229ZM237 235H238V237H237ZM239 235H241V236H239ZM214 236H215V235H214ZM225 236H226V237H225ZM247 236H248V237H247ZM147 237H149V236H147ZM163 237H164V235L162 236V238H163ZM169 237H170V236H169ZM233 237H234L235 239H234ZM244 237H245V238H244ZM246 237H247V238H246ZM250 237H251V238H250ZM249 238H250V239H249ZM145 239H146V238H145ZM145 239H144V241H145ZM147 239H148V238H147ZM147 239H146V240H147ZM227 239H228V240L230 239V241H228ZM233 239H234V240H233ZM246 239H247V241H246ZM142 240H143V239H142ZM262 240H264V237H262ZM150 241H151V243H152V242H153V243L151 244V243H149V241H147L148 243L143 242V241L141 242V238H140V241L138 240V243H137L138 245H137V246H136V243H135V245H133L134 243H133L131 240L127 241V243H129V245H130L129 247H127V248H129L128 251L130 250L132 253H130V251H129L128 253H125V252L121 249V247H122L121 245H116L117 243H113L112 245H113V246L116 245V246H115V247L111 246V247H113V249H110V248H109L108 251L106 250V252H109V256H108L109 258L107 257V259H109V260L106 261V257H105V261H104V259H103V260H101L102 262H101V261H98V263L100 262L99 264H112V263H113V264H122V263H123V264H125V263H127V264H131V263H132V260H133V258H132L131 255H134V254L136 255V254H137L135 257H138V253H142V254H143V251H142V250H144V249H145V250H144L145 253H148L149 251H151L150 253H154V254L156 253V254H157V252L161 253V251L163 252V250L166 252V251H167V248H169V246H167L166 243H164L162 239L157 238V241H156V240H155V241H154V240H150ZM244 241H245L246 243H245ZM248 241H249V242H248ZM131 242H132V245H131ZM135 242H137V241H135ZM139 242H140V243H139ZM223 242H224V243H223ZM239 242H240V243H239ZM222 243H223V244H222ZM225 243H226V244H225ZM150 244H151V245H150ZM161 244H162V245H161ZM163 244H164V246H163ZM224 244H225V245H224ZM237 244H238V245H237ZM144 245H145V248L142 247V246H144ZM152 245H153V246H152ZM165 245H166V248H165L166 250L164 249ZM118 246H119V247H118ZM120 246H121V247H120ZM159 246H160V247H159ZM222 246H223V247H222ZM224 246H225V247H224ZM135 247H137V248H135ZM227 247H228V248H227ZM143 248H144V249H143ZM219 248H220V250H219ZM225 248H226V249H225ZM229 248H230V249H229ZM136 249H137V250H136ZM162 249H163V250H162ZM169 249H170V248H169ZM169 249H168V252H169ZM222 249H223V250H222ZM138 250H139V251H138ZM140 250H141V251H140ZM184 250H185V249H184ZM221 250H222V251H221ZM231 251H233V252L231 253ZM116 252H117V253H116ZM118 252H120V253L123 252V255L120 254V256H124V255H125V256L123 257L124 259H123L122 257L119 256V253H118ZM133 252H134V254H133ZM168 252H167V253H168ZM170 252H173V255H172L173 258H172V259H173L174 261H176V262L178 261V262H179L178 259H180V258H182V259H180V261L184 260V254H185V253H182V254H183V255H181L182 257L179 255L180 258H177V257H179V256H177V255L179 254V253H178V250H177V251L175 250V252L178 253V254H176L174 251H170ZM159 253H158L157 255H155V257H154L157 261L160 260V259H157V258H160V257L162 256V255H160ZM174 253L176 254L175 257H174ZM107 254H108V253H106V255H107ZM116 254H117V255H116ZM161 254H163V253H161ZM159 255H160V256H159ZM165 255H167V254L165 253L163 256H165ZM222 255H223V253H222ZM116 256H117V257H116ZM118 256H119L120 258H119ZM157 256H159V257H157ZM135 257H134V258H135ZM150 257H153V256H150ZM156 257H157V258H156ZM131 258H132V259H131ZM175 258H177V259H175ZM199 258H200V257H198V259H199ZM202 258H203V257H201V259H202ZM125 259H126V260H125ZM152 259H153V258H152ZM235 259H236V260H235ZM239 259H240V260H239ZM118 260H119V261H118ZM128 260H131V262H127ZM205 260H206L205 258L202 259V261H205ZM234 260L236 261V262H235L236 264H241V261H242L243 259L240 257V255L237 254V256L234 258ZM234 260H233V261H234ZM114 261H115V262H114ZM125 261H126V262H125ZM174 261H173V262H174ZM237 261H240V262H237ZM104 262H105V263H104ZM117 262H118V263H117ZM178 262H177V263H178ZM209 262H210V264L215 263L214 260H210ZM148 263H150V262H148ZM186 263H187V261H186ZM186 263H184V261H183V264H186ZM233 263H234V262H233ZM233 263H232V264H233ZM235 263H234V264H235ZM242 263H243V262H242ZM132 264H133V263H132ZM217 264H218V263H217ZM220 264H222V263L220 262Z\"/></svg>",
    "mask_w": 264,
    "mask_h": 264
}]
</instances>
